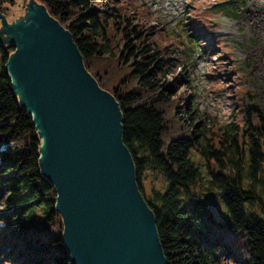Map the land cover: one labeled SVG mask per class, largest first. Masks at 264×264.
Here are the masks:
<instances>
[{"label":"trees","instance_id":"trees-1","mask_svg":"<svg viewBox=\"0 0 264 264\" xmlns=\"http://www.w3.org/2000/svg\"><path fill=\"white\" fill-rule=\"evenodd\" d=\"M35 2L71 32L88 73L115 97L122 142L166 264H264V104H240L243 111L217 131L181 108L183 129L174 128L167 118L175 92L190 84L184 76L167 79L171 43L143 26L144 4L138 10L134 0ZM13 3L0 0V12ZM235 10L232 4L217 8L233 16ZM181 34L190 46L201 45ZM14 49L0 41V264H74L62 238L55 186L41 170V136L6 71Z\"/></svg>","mask_w":264,"mask_h":264},{"label":"water","instance_id":"water-1","mask_svg":"<svg viewBox=\"0 0 264 264\" xmlns=\"http://www.w3.org/2000/svg\"><path fill=\"white\" fill-rule=\"evenodd\" d=\"M0 17V41L15 46L6 71L41 136L39 162L57 192L69 258L74 264H166L122 142L115 97L97 85L71 32L44 4L31 1L25 17L12 23Z\"/></svg>","mask_w":264,"mask_h":264},{"label":"rangeland","instance_id":"rangeland-1","mask_svg":"<svg viewBox=\"0 0 264 264\" xmlns=\"http://www.w3.org/2000/svg\"><path fill=\"white\" fill-rule=\"evenodd\" d=\"M31 1L36 0H14L1 13L7 22L12 23L25 17ZM146 1L151 9L148 12L143 10L141 14H145L146 18L143 26L155 30L154 33L160 32V42L171 43L169 48L172 49L170 56L173 60L167 79L172 82L170 78L184 76L185 82L190 84L189 87L180 85L176 90L168 123L174 128L183 129V121L178 115L180 109L184 108L191 110L200 126L204 124L217 131L243 111L239 109L240 104L245 106L254 100L262 108L264 0H245L244 5H238L233 0L231 4L236 7L235 16L217 11L218 2L222 0H160L158 4L153 0ZM134 3L136 9L142 10V0H134ZM181 33H186L190 40L201 44L199 49L205 46L206 50L201 53L198 49H192L190 41ZM212 47H215L214 50ZM216 52L222 56L216 57ZM179 60L185 66L183 69L177 62ZM222 69L225 75H212ZM247 91L255 98L247 96ZM174 110L176 113H172ZM195 160L201 162L198 157ZM150 181L151 178L147 184ZM155 185H160L159 180ZM3 197L0 198V209L4 206ZM212 209L221 212L220 206Z\"/></svg>","mask_w":264,"mask_h":264},{"label":"bare ground","instance_id":"bare-ground-1","mask_svg":"<svg viewBox=\"0 0 264 264\" xmlns=\"http://www.w3.org/2000/svg\"><path fill=\"white\" fill-rule=\"evenodd\" d=\"M159 1H160V0H153V2H154L155 4H158ZM142 2H143V4H144L148 9H151L150 6H149V4H147V1H146V0H143Z\"/></svg>","mask_w":264,"mask_h":264}]
</instances>
